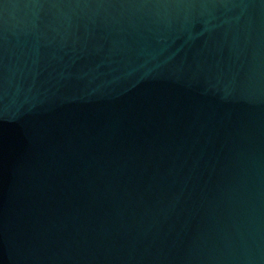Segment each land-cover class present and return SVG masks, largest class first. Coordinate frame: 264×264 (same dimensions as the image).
<instances>
[{
    "label": "water",
    "instance_id": "1",
    "mask_svg": "<svg viewBox=\"0 0 264 264\" xmlns=\"http://www.w3.org/2000/svg\"><path fill=\"white\" fill-rule=\"evenodd\" d=\"M0 264H264V0H0Z\"/></svg>",
    "mask_w": 264,
    "mask_h": 264
}]
</instances>
